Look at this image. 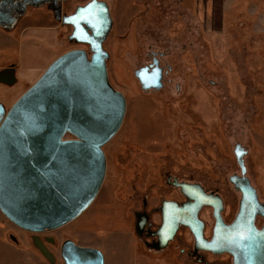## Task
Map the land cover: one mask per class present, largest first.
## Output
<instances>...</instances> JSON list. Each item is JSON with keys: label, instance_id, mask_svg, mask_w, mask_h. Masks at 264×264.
<instances>
[{"label": "rangeland", "instance_id": "rangeland-1", "mask_svg": "<svg viewBox=\"0 0 264 264\" xmlns=\"http://www.w3.org/2000/svg\"><path fill=\"white\" fill-rule=\"evenodd\" d=\"M88 1L67 0L64 11L72 13ZM105 1L113 19L104 44L110 54L109 81L125 95L127 107L121 127L103 147V185L80 216L50 232L23 230L0 210L2 240L39 253L38 237L60 264L61 246L68 238L105 245L97 248L118 257V264H204L188 254L194 240L187 226H180L177 238L156 250L145 244L150 240L136 228L135 213L148 211L156 229L163 202L183 201L170 176L218 191L227 219L240 197L229 180L241 172L237 144L246 150V174L264 200V0ZM57 24L43 4L29 6L8 33L0 28V65L20 63L16 82L0 83V101L7 108L58 56L74 48L89 49L71 37L68 24ZM21 36L22 59L16 43ZM30 45L34 47L28 50ZM155 53L164 84L144 89L136 70ZM23 69L27 77L20 75ZM200 216L209 235L214 223L210 206ZM206 259L208 264H229L226 254L207 253Z\"/></svg>", "mask_w": 264, "mask_h": 264}, {"label": "water", "instance_id": "water-1", "mask_svg": "<svg viewBox=\"0 0 264 264\" xmlns=\"http://www.w3.org/2000/svg\"><path fill=\"white\" fill-rule=\"evenodd\" d=\"M45 2H51L57 19L73 24L71 37L89 49L74 48L58 56L10 108L0 101V210L15 225L33 233L67 225L94 201L107 171L103 147L121 127L127 107L125 95L108 76L110 54L104 44L113 19L106 1L92 0L78 6L74 14L62 16L58 0H0V28L12 29L28 6ZM136 75L144 89L163 84L156 68L140 69ZM67 134L73 137L66 138ZM235 153L243 176L230 177L242 192L233 229L245 226L248 230L246 249H235L232 244V227L221 215L222 198L199 183L185 181L175 184L186 201L163 202L159 235L168 232L161 246L184 225L194 233L198 249L215 254L233 251L235 264H264V229L254 225L256 215H264V203L244 175L246 150L238 144ZM205 206L215 210L211 239L205 238L199 216ZM61 257L64 264H105L101 249L70 238L62 243Z\"/></svg>", "mask_w": 264, "mask_h": 264}, {"label": "flooded vegetation", "instance_id": "flooded-vegetation-1", "mask_svg": "<svg viewBox=\"0 0 264 264\" xmlns=\"http://www.w3.org/2000/svg\"><path fill=\"white\" fill-rule=\"evenodd\" d=\"M40 1H43V0H38V2H40ZM67 0H58V3H59V5L61 6V14H62V16H65V15H71V14H74L75 13V11H76V9H75V11L74 12H72V13H66L65 11H64V8H63V5H64V3L66 2ZM92 0H90V1H88L87 3H89V2H91ZM100 1H102V0H100ZM86 3V4H87ZM43 4H45L50 10H51V8H50V5H51V2H45V3H42V5ZM85 4V5H86ZM41 6V5H40ZM79 6H81V5H79ZM29 7V6H28ZM34 7V6H33ZM78 7V6H77ZM76 7V8H77ZM51 12H52V16L56 19V21L58 22V24H62V23H64L62 20H59V19H57L56 18V15H55V12H53V10H51ZM21 20V18L17 21V22H19ZM57 24V25H58ZM64 24H68V26H70L71 28H72V32H71V35H73V32H74V26H73V24H69V23H64ZM55 26L56 28L58 27V26ZM75 39V38H74ZM76 40V39H75ZM86 45V44H85ZM157 53H155L154 55H152V57H151V60L149 61V63L147 64V65H145V66H142V67H140L138 70H136V71H139L140 69H143V68H147V67H150V68H156L157 69V71H159L162 75L164 74V73H162L164 70H163V66H162V62L159 60V58H158V56L156 55ZM163 78H164V75H163ZM162 81V83L164 84V80L162 79L161 80ZM162 84V85H163ZM151 88H154V87H151ZM150 88V89H151ZM161 88V87H160ZM154 89H157V88H154ZM238 145V144H237ZM241 145V144H240ZM236 157H237V155H236ZM238 161V160H237ZM241 168V167H240ZM233 175H239V176H243V172H242V170H241V172L240 173H234V174H232L231 176H233ZM245 176H247V174H246V172H245V174H244ZM230 176V177H231ZM230 177H229V180H230ZM248 177V176H247ZM249 178V177H248ZM168 180H169V182L171 183V184H173L174 186H176V182L177 181H179L176 177H174V178H170V176H169V178H168ZM251 181V180H250ZM180 182V181H179ZM181 182H184V181H181ZM186 182V181H185ZM189 183H194V182H189ZM196 183V182H195ZM232 183V182H231ZM233 184V183H232ZM234 185V184H233ZM253 185V184H252ZM178 187V186H177ZM234 187H235V185H234ZM253 187H255V186H253ZM178 188H180V187H178ZM235 189L240 193V197H239V202H238V205H237V207H236V209L235 208H232V209H230V213H229V217L226 219L225 217H224V215H223V210L225 209V207H226V203H225V201H224V198L221 196V194L218 192V191H208L207 189H205L207 192H212V193H214V194H217V195H219L221 198H222V200H223V208H222V211H221V215H222V218H223V220H224V222L227 224V225H229V226H231L232 227V232L230 233V237H231V239H232V244L234 245V248L235 249H239V248H241V250L243 251V250H245L246 249V247H247V244H246V242H245V240H246V238H247V232H248V230H246L245 229V226H242L241 228H239V227H237V228H235V230L233 229V227L235 226L234 224H235V220H236V218H237V216H238V213H239V210H240V203H241V199H242V192L240 191V190H238L236 187H235ZM255 189H256V187H255ZM180 190H181V188H180ZM256 191H257V189H256ZM182 192V191H181ZM183 193V192H182ZM184 194V193H183ZM257 195H258V198H259V200L261 201V202H263L264 203V200H262L260 197H259V193H258V191H257ZM187 200V197L185 196V194H184V199H183V201L182 202H184V201H186ZM168 201H174V202H178V203H182V202H180V201H175V200H168ZM143 204L144 205H147V200H144V202H143ZM210 208L212 209V212H213V217H214V223L212 224V229H211V233L209 234V235H207V233H206V231H205V229H206V226H207V224H206V222L201 218V216H200V214H199V216H200V218L204 221V236H205V238H207V239H211L212 238V236H213V233H214V228H215V225H216V219H215V216H214V212H215V210H214V208L213 207H211L210 206ZM153 210H157V208H153ZM202 210V209H201ZM264 211V210H263ZM200 213H201V211H200ZM151 214L150 213H148V211H139V212H136L135 213V221H136V228L138 229V230H140L141 232H139L140 234L142 233V234H145L148 238H149V240L150 241H147V240H145L144 242H145V244L148 246V247H150V248H152V249H156V250H161V249H163V246H161V245H163V237H165L166 235H167V232H168V229H167V232L161 237L160 235H159V231H160V228L163 226V222H164V215H163V211H162V208H161V222H160V224H159V226H157V228L155 229V226H154V222L151 220ZM254 225H255V227H256V229L257 230H263L264 229V215L263 214H257L256 215V218H255V220H254ZM180 226H184V225H179V227H177V229H176V231H175V233H173L172 235H171V237H170V239H169V241L171 240V239H174V238H177V235H178V232H179V230H180ZM189 231H190V233L192 234V237H193V240H194V244H193V247H192V249L189 251V255L193 258V259H195V260H198L199 262H203L204 264H208L209 262L207 261V259H206V254L207 253H210V254H212L213 256H215V257H219V256H221V255H223V254H226L227 255V262L229 263V264H235V257H234V254H233V251H228V252H226V253H222V254H215L214 252H212V251H208V250H204V249H198L197 248V246H196V240H195V236H194V233L192 232V230L189 228V227H186ZM240 233H243V235H241ZM182 239H184V238H182ZM169 241L167 242V245L169 244ZM186 241V240H185ZM236 242V243H235ZM166 245V246H167ZM166 246H164V247H166ZM233 248V249H234ZM223 264V263H222Z\"/></svg>", "mask_w": 264, "mask_h": 264}, {"label": "crops", "instance_id": "crops-1", "mask_svg": "<svg viewBox=\"0 0 264 264\" xmlns=\"http://www.w3.org/2000/svg\"><path fill=\"white\" fill-rule=\"evenodd\" d=\"M105 1V0H104ZM45 27L44 29H51L54 28L55 26H42ZM3 31H6L4 28H1ZM27 29V28H26ZM25 29V30H26ZM24 30V31H25ZM8 33V32H7ZM22 39H20L21 41H18L16 43L20 44V59H22L25 55L23 54V45H21V43H23V36H21ZM20 37V38H21ZM31 46H28L27 49H32ZM29 53H31V51H29ZM18 66H20V63H14V62H10V63H3L0 65V83L3 84H13L16 82L17 80V69ZM43 74V73H42ZM20 75L21 76H26V73L23 71H20ZM38 80V79H37ZM33 233V232H32ZM9 237V236H8ZM4 235L0 234V248H2L3 253H0V264H60L57 261V256L51 252V250H48V248L45 246V244L41 241L40 238L38 237H34L39 245V253L34 252L31 249H27V247L25 245L23 246H17L14 243H11V241L9 240V238L3 239ZM36 243V244H37ZM84 246H96V247H100V248H104L105 245H101V244H93V245H88V244H82V243H78ZM104 256H105V264H118V257L116 256H108V254L106 252H104ZM45 260H44V259Z\"/></svg>", "mask_w": 264, "mask_h": 264}, {"label": "snow or ice", "instance_id": "snow-or-ice-1", "mask_svg": "<svg viewBox=\"0 0 264 264\" xmlns=\"http://www.w3.org/2000/svg\"><path fill=\"white\" fill-rule=\"evenodd\" d=\"M82 18H84V19H86L85 17H82ZM90 22V21H89ZM241 235H243V233H240Z\"/></svg>", "mask_w": 264, "mask_h": 264}]
</instances>
